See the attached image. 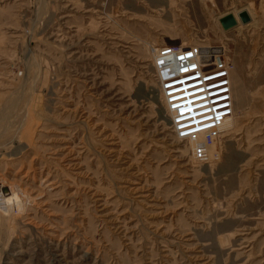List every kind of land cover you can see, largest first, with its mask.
I'll return each mask as SVG.
<instances>
[{
	"label": "rangeland",
	"instance_id": "374dc122",
	"mask_svg": "<svg viewBox=\"0 0 264 264\" xmlns=\"http://www.w3.org/2000/svg\"><path fill=\"white\" fill-rule=\"evenodd\" d=\"M150 1L0 0V264H264V0ZM197 43L242 66L204 164L148 55Z\"/></svg>",
	"mask_w": 264,
	"mask_h": 264
},
{
	"label": "built area",
	"instance_id": "2783aa9c",
	"mask_svg": "<svg viewBox=\"0 0 264 264\" xmlns=\"http://www.w3.org/2000/svg\"><path fill=\"white\" fill-rule=\"evenodd\" d=\"M148 55L169 130L188 144L196 163L217 159L220 127L233 112L234 62L227 48L212 43L151 44Z\"/></svg>",
	"mask_w": 264,
	"mask_h": 264
},
{
	"label": "bare ground",
	"instance_id": "6f19581e",
	"mask_svg": "<svg viewBox=\"0 0 264 264\" xmlns=\"http://www.w3.org/2000/svg\"><path fill=\"white\" fill-rule=\"evenodd\" d=\"M180 45L183 46V44H180ZM232 113H231V115H232ZM231 115L226 117L224 119V121L227 118L231 117ZM224 121H223V123H224ZM223 123H222V125H223ZM222 125L220 127V132L223 131L222 130ZM22 203H23V201H22L21 197L18 194L15 193L14 189H12V188L8 189V188L2 187V186L0 187V212H2V213H10L13 208H15V207L16 208H20Z\"/></svg>",
	"mask_w": 264,
	"mask_h": 264
},
{
	"label": "water",
	"instance_id": "95a60500",
	"mask_svg": "<svg viewBox=\"0 0 264 264\" xmlns=\"http://www.w3.org/2000/svg\"><path fill=\"white\" fill-rule=\"evenodd\" d=\"M237 16H238V21H240V23L243 25L250 21V18L245 10L239 11ZM220 23L223 28H228L234 25L235 21H234L232 14H227L220 19Z\"/></svg>",
	"mask_w": 264,
	"mask_h": 264
},
{
	"label": "crops",
	"instance_id": "0c3cea01",
	"mask_svg": "<svg viewBox=\"0 0 264 264\" xmlns=\"http://www.w3.org/2000/svg\"><path fill=\"white\" fill-rule=\"evenodd\" d=\"M206 5H213V3L209 0L208 2H206ZM219 5H221V4H219ZM255 7L260 11V13L258 15L260 17H262V15L264 16V5H255ZM263 24H264V17H263ZM232 60L234 62V70L231 73V81L234 80V75H235L234 72L240 71L242 68L241 64L239 63V61L237 59L233 58ZM236 74H238V72Z\"/></svg>",
	"mask_w": 264,
	"mask_h": 264
},
{
	"label": "clouds",
	"instance_id": "9594fccd",
	"mask_svg": "<svg viewBox=\"0 0 264 264\" xmlns=\"http://www.w3.org/2000/svg\"><path fill=\"white\" fill-rule=\"evenodd\" d=\"M18 210H19V211H23L24 209H23V208H19Z\"/></svg>",
	"mask_w": 264,
	"mask_h": 264
}]
</instances>
